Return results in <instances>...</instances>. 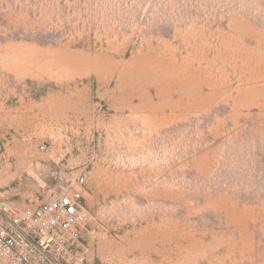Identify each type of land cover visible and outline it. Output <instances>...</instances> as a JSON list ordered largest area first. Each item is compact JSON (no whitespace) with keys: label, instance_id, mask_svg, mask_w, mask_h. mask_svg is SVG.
<instances>
[{"label":"rangeland","instance_id":"374dc122","mask_svg":"<svg viewBox=\"0 0 264 264\" xmlns=\"http://www.w3.org/2000/svg\"><path fill=\"white\" fill-rule=\"evenodd\" d=\"M73 176L86 264H264V0H0V200Z\"/></svg>","mask_w":264,"mask_h":264},{"label":"built area","instance_id":"2783aa9c","mask_svg":"<svg viewBox=\"0 0 264 264\" xmlns=\"http://www.w3.org/2000/svg\"><path fill=\"white\" fill-rule=\"evenodd\" d=\"M66 183L35 207L0 200V264H86L94 230L84 206L85 179Z\"/></svg>","mask_w":264,"mask_h":264}]
</instances>
